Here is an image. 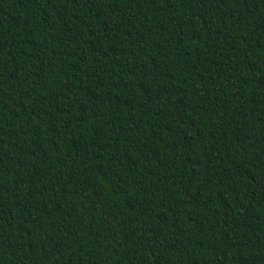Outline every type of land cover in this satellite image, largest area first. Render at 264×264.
<instances>
[{
	"label": "trees",
	"instance_id": "1",
	"mask_svg": "<svg viewBox=\"0 0 264 264\" xmlns=\"http://www.w3.org/2000/svg\"><path fill=\"white\" fill-rule=\"evenodd\" d=\"M0 264H264V0H0Z\"/></svg>",
	"mask_w": 264,
	"mask_h": 264
}]
</instances>
